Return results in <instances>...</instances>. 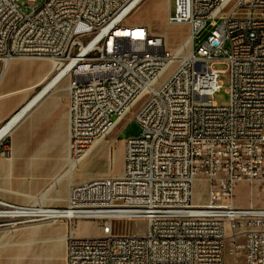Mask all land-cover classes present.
I'll return each mask as SVG.
<instances>
[{"label": "built area", "instance_id": "obj_1", "mask_svg": "<svg viewBox=\"0 0 264 264\" xmlns=\"http://www.w3.org/2000/svg\"><path fill=\"white\" fill-rule=\"evenodd\" d=\"M144 1L0 0V62L49 61V84L69 82V167L115 130L125 106H139L141 128L125 142L122 176L71 183L65 207L0 199V228L65 221L66 264H225L228 242L244 264H264V206L236 200L240 184L264 189V0H175L167 21L189 27L192 64L128 23ZM209 16L223 29L200 41ZM221 75L227 106L214 100ZM154 76L164 90L150 88ZM0 155L10 156L6 136ZM82 220H98L102 235L77 236ZM116 221H141L144 234L117 235Z\"/></svg>", "mask_w": 264, "mask_h": 264}, {"label": "rangeland", "instance_id": "obj_2", "mask_svg": "<svg viewBox=\"0 0 264 264\" xmlns=\"http://www.w3.org/2000/svg\"><path fill=\"white\" fill-rule=\"evenodd\" d=\"M156 4L160 6L156 8ZM151 5H154V11L149 9ZM174 9L175 0H148L147 2L145 0L131 14L128 23L144 25L153 35L162 36L165 39L167 49L175 53L188 39L190 32L187 25L170 26L168 24V14L169 12H174ZM210 30V28H207L203 31L199 38L200 41H204L210 35ZM198 41H196V46L199 44ZM41 65L47 66L46 63ZM175 66H172L171 70ZM215 67L219 70L225 69V66L221 64H216ZM220 81L222 89L214 96V100L219 106H227L230 101L228 93L229 76L221 75ZM140 132L141 128L138 122L134 120L133 115L126 116L119 122L113 133L106 140L100 142L97 148L81 162L79 167L72 173L71 178L66 177L47 194L46 200L49 201L43 202L42 205L58 206V201L66 194L69 180L71 179L74 182H83L93 177L122 176L124 171L125 142L129 137L137 136ZM51 185L23 184L21 186H0V197L13 204H31L35 203L37 198ZM207 192V184L202 180L197 181L194 187L195 203H206ZM236 200L240 206H248L252 201L255 206L263 207L264 189L255 187L252 192L248 184H240L236 190ZM143 225L141 221H116L113 224V231L117 235H126L134 232L135 229L142 228ZM48 230L53 231L56 237H63L67 233V223L60 220L49 224L1 227L0 240L10 244L9 251L13 250L15 252L16 264H23L25 253L27 252H29L30 264H66L65 255H63L59 245L54 246L55 251L52 258L47 256L45 236ZM77 232L78 236L84 238H96L102 235V226L98 220H82V227ZM231 248L228 242L225 264H244L243 256L241 254L237 256L231 254ZM5 259V264H13L10 262L9 257Z\"/></svg>", "mask_w": 264, "mask_h": 264}, {"label": "crops", "instance_id": "obj_3", "mask_svg": "<svg viewBox=\"0 0 264 264\" xmlns=\"http://www.w3.org/2000/svg\"><path fill=\"white\" fill-rule=\"evenodd\" d=\"M157 6L160 5L156 4V8ZM153 8L154 5L149 6L152 11L155 9ZM44 63L47 64L46 67L41 65ZM1 71L0 130L12 118L21 116L6 135L10 156L0 155V186L52 184L37 198L36 201L42 204L49 201L46 200V196L57 184L66 177L71 178V176L63 178L69 168V94L67 91L69 82L62 80L54 83L52 87L49 86L53 67L49 61L45 60L13 59L5 66L1 63ZM28 106L30 107L25 113L24 109ZM71 183L81 182L69 180L67 192ZM67 192L58 201V206L51 207H65ZM0 199L5 200L2 197ZM76 226L77 234L82 227V221H79ZM68 232V226L67 233L63 237H56L53 231H47L45 236L47 256L50 258L54 256L55 245L61 246L63 255H66ZM9 245L3 241L0 243V264L6 263V257L16 264V254L13 250L9 251ZM23 261V264H30L29 252L25 253Z\"/></svg>", "mask_w": 264, "mask_h": 264}, {"label": "bare ground", "instance_id": "obj_4", "mask_svg": "<svg viewBox=\"0 0 264 264\" xmlns=\"http://www.w3.org/2000/svg\"><path fill=\"white\" fill-rule=\"evenodd\" d=\"M245 2H246V0H228L229 5L232 7H243ZM259 21L261 23H264V9L261 12H259ZM207 25H209L211 32H220L221 29H223V19H221L218 16H209V17H207ZM190 45H191V37L189 36L188 39L184 42V44L179 49H177L175 51V53L178 54V61L180 64H192L193 63L192 48L190 47ZM186 49H188V50H186ZM56 81H54L48 85L52 86V85H54V83H56ZM150 88L152 90H164V88H165L164 76H154L153 79L150 81ZM130 114H132L134 120L138 122V120L140 119L139 106H125V109L123 112V119ZM20 116L21 115L17 116L15 119L13 118L9 124L4 126L0 130V139H2L3 137H5L7 135L8 131L11 129V127H13V125L16 123V121H18ZM107 137L108 136L102 137L100 139V142L106 140ZM97 145H95L90 150L89 154L94 151V149L97 147ZM78 167L79 166H76L75 168H74V166L69 167L67 172L63 175V178L66 176H71V174L74 172V170H76ZM35 203L41 204L40 202H37V201ZM197 205L201 206L202 204H197ZM38 215H47V207H38ZM142 234H144V225L142 228H139L137 230L135 229L134 232L127 234V235H142Z\"/></svg>", "mask_w": 264, "mask_h": 264}, {"label": "water", "instance_id": "obj_5", "mask_svg": "<svg viewBox=\"0 0 264 264\" xmlns=\"http://www.w3.org/2000/svg\"><path fill=\"white\" fill-rule=\"evenodd\" d=\"M30 106H32V104H30ZM30 106H28L26 109H24L25 110V113H26V111L28 110V108L30 107ZM23 111V110H22ZM21 113V112H20ZM24 113V114H25Z\"/></svg>", "mask_w": 264, "mask_h": 264}]
</instances>
